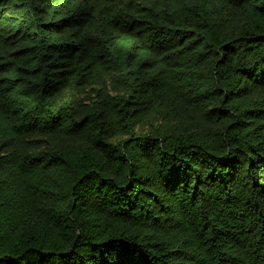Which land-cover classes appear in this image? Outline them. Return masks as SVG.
<instances>
[{
  "label": "trees",
  "instance_id": "trees-1",
  "mask_svg": "<svg viewBox=\"0 0 264 264\" xmlns=\"http://www.w3.org/2000/svg\"><path fill=\"white\" fill-rule=\"evenodd\" d=\"M0 264H264V0H0Z\"/></svg>",
  "mask_w": 264,
  "mask_h": 264
}]
</instances>
